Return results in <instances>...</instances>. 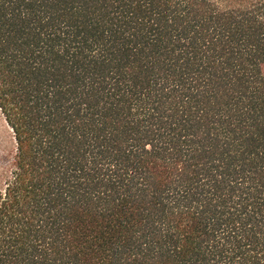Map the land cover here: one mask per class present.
Here are the masks:
<instances>
[{
  "label": "trees",
  "instance_id": "1",
  "mask_svg": "<svg viewBox=\"0 0 264 264\" xmlns=\"http://www.w3.org/2000/svg\"><path fill=\"white\" fill-rule=\"evenodd\" d=\"M0 264H264V0H0Z\"/></svg>",
  "mask_w": 264,
  "mask_h": 264
},
{
  "label": "rangeland",
  "instance_id": "2",
  "mask_svg": "<svg viewBox=\"0 0 264 264\" xmlns=\"http://www.w3.org/2000/svg\"><path fill=\"white\" fill-rule=\"evenodd\" d=\"M14 152V141L11 131L0 114V186Z\"/></svg>",
  "mask_w": 264,
  "mask_h": 264
}]
</instances>
